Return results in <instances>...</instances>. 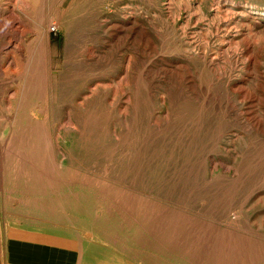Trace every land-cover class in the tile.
Here are the masks:
<instances>
[{"label": "rangeland", "instance_id": "rangeland-1", "mask_svg": "<svg viewBox=\"0 0 264 264\" xmlns=\"http://www.w3.org/2000/svg\"><path fill=\"white\" fill-rule=\"evenodd\" d=\"M23 1L20 50L0 0V213L80 264H264V0Z\"/></svg>", "mask_w": 264, "mask_h": 264}, {"label": "crops", "instance_id": "crops-1", "mask_svg": "<svg viewBox=\"0 0 264 264\" xmlns=\"http://www.w3.org/2000/svg\"><path fill=\"white\" fill-rule=\"evenodd\" d=\"M6 213H0V264H80L81 248L74 239L51 240Z\"/></svg>", "mask_w": 264, "mask_h": 264}, {"label": "bare ground", "instance_id": "bare-ground-1", "mask_svg": "<svg viewBox=\"0 0 264 264\" xmlns=\"http://www.w3.org/2000/svg\"><path fill=\"white\" fill-rule=\"evenodd\" d=\"M12 1L13 0H5L4 3L6 5L3 4L4 8L2 9L3 10L6 9V13L4 14V16H5L8 26L10 25L15 26L12 37L13 39H15V41H17L15 42V45H16L15 48L20 49L22 47V44L20 42L21 35H22L21 31H23L24 28L27 27V25L24 24L22 20L17 21V17L14 15V11L9 7V4ZM23 2L25 1L18 0V3L20 4ZM57 26H58L57 23H52L51 25H48V23L46 22H39L38 24L31 27V29L33 30L34 36H33L32 42L30 43L31 44L30 52L25 55L20 53V58L18 57V60H17L18 62L22 63L23 68L26 65L25 67L26 68L25 75L27 76L26 79L28 80V77L30 78V81L29 83H27V86L30 85V83L32 85L35 84L37 80H39L42 77L41 65L43 64V59L45 60V56L47 53V42L45 41V34L47 33L48 30H52V28L55 29ZM7 29L8 27H4L0 19V33L7 34ZM9 42H7L5 45H9ZM14 57H16V55H14ZM29 63H30V66H28ZM23 75H24V69L19 78L23 79ZM30 113H31L32 118H34L35 121L40 120L37 116V113L34 110H31Z\"/></svg>", "mask_w": 264, "mask_h": 264}]
</instances>
